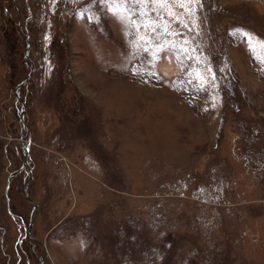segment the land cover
<instances>
[{
	"label": "rangeland",
	"instance_id": "obj_1",
	"mask_svg": "<svg viewBox=\"0 0 264 264\" xmlns=\"http://www.w3.org/2000/svg\"><path fill=\"white\" fill-rule=\"evenodd\" d=\"M183 20L0 0V264H264V0Z\"/></svg>",
	"mask_w": 264,
	"mask_h": 264
},
{
	"label": "snow or ice",
	"instance_id": "obj_2",
	"mask_svg": "<svg viewBox=\"0 0 264 264\" xmlns=\"http://www.w3.org/2000/svg\"><path fill=\"white\" fill-rule=\"evenodd\" d=\"M100 2L114 19L135 30L136 39L133 44L140 49L150 42L151 33H154L161 24L164 25L165 32L169 31L171 23H178L181 27L187 28L188 24L184 22L183 16L185 14L195 16L196 6L200 0H100ZM176 7L183 11L177 13ZM149 13H155L156 18H151ZM165 17H168L167 21ZM242 35L248 39L247 34ZM143 50L147 52L148 48L143 47Z\"/></svg>",
	"mask_w": 264,
	"mask_h": 264
},
{
	"label": "water",
	"instance_id": "obj_3",
	"mask_svg": "<svg viewBox=\"0 0 264 264\" xmlns=\"http://www.w3.org/2000/svg\"><path fill=\"white\" fill-rule=\"evenodd\" d=\"M24 39H25V44H26V48H25V51H27V49L29 48V40H28V38H27V35H25L24 36ZM26 55L24 54V57H25ZM31 65L29 66V72H28V74H27V77H29L30 76V73H31ZM21 84V83H20ZM19 84V85H20ZM14 96H16V94L14 93ZM21 107H22V105H21ZM22 112H23V107H22V110H21V112H20V120H21V117H22ZM22 143L23 144H25V141L24 140H22ZM22 149H23V158H22V167L23 166H25V164H24V160H25V157H26V155H27V149H25V147H23L22 146ZM27 184V182L25 183V185ZM7 186H8V182H6V187L5 188H7ZM25 189H26V187L24 186V188H23V190H21L22 192V194H23V196L25 197V199L27 200V202H29V203H31L32 204V206L33 207H35V205L29 200V199H27V197L25 196ZM6 190V189H5ZM36 212V211H35ZM33 220V219H32ZM32 220H31V222H32ZM30 226V225H29ZM29 229V228H28Z\"/></svg>",
	"mask_w": 264,
	"mask_h": 264
},
{
	"label": "flooded vegetation",
	"instance_id": "obj_4",
	"mask_svg": "<svg viewBox=\"0 0 264 264\" xmlns=\"http://www.w3.org/2000/svg\"><path fill=\"white\" fill-rule=\"evenodd\" d=\"M22 151H23V149H22ZM23 154V153H22ZM24 167V166H23ZM31 204V203H30ZM32 205V204H31ZM30 232H29V230H27V237L28 236H30V234H29ZM32 255H34V257H35V264H44V260H43V256H41V255H39L38 253H33Z\"/></svg>",
	"mask_w": 264,
	"mask_h": 264
},
{
	"label": "bare ground",
	"instance_id": "obj_5",
	"mask_svg": "<svg viewBox=\"0 0 264 264\" xmlns=\"http://www.w3.org/2000/svg\"><path fill=\"white\" fill-rule=\"evenodd\" d=\"M27 142L25 141V144H26Z\"/></svg>",
	"mask_w": 264,
	"mask_h": 264
}]
</instances>
